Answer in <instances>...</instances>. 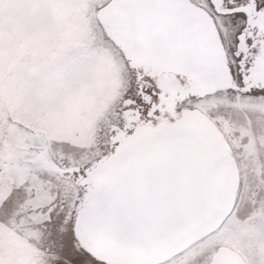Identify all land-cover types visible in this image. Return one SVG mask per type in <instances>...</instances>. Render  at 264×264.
<instances>
[{
	"label": "snow or ice",
	"instance_id": "1",
	"mask_svg": "<svg viewBox=\"0 0 264 264\" xmlns=\"http://www.w3.org/2000/svg\"><path fill=\"white\" fill-rule=\"evenodd\" d=\"M92 15L128 70L99 154L0 200V219L29 205L24 219L47 238L54 264H105L85 241L99 217L119 215L118 178L101 188L95 171L145 134L175 179L210 180L227 145L236 195L248 190L247 157L264 182V0H97Z\"/></svg>",
	"mask_w": 264,
	"mask_h": 264
},
{
	"label": "rangeland",
	"instance_id": "2",
	"mask_svg": "<svg viewBox=\"0 0 264 264\" xmlns=\"http://www.w3.org/2000/svg\"><path fill=\"white\" fill-rule=\"evenodd\" d=\"M96 2L0 0V200L49 171L36 161L45 147L64 167L99 154L128 70L101 37ZM256 167L254 156L242 162L248 190L218 230L163 264H206L224 241L242 250L246 264H264V182ZM28 207L0 219V264L55 262L42 231L24 219Z\"/></svg>",
	"mask_w": 264,
	"mask_h": 264
},
{
	"label": "water",
	"instance_id": "3",
	"mask_svg": "<svg viewBox=\"0 0 264 264\" xmlns=\"http://www.w3.org/2000/svg\"><path fill=\"white\" fill-rule=\"evenodd\" d=\"M45 162L57 171L64 168L51 159ZM95 178L101 188L118 178L119 215L99 217L100 226L91 229L85 241L105 264H160L171 259L218 230L236 195L227 145L210 180L175 179L148 134L139 142H126L121 157L98 166ZM241 261L234 250L220 247L211 264Z\"/></svg>",
	"mask_w": 264,
	"mask_h": 264
},
{
	"label": "flooded vegetation",
	"instance_id": "4",
	"mask_svg": "<svg viewBox=\"0 0 264 264\" xmlns=\"http://www.w3.org/2000/svg\"><path fill=\"white\" fill-rule=\"evenodd\" d=\"M217 231V230H216ZM215 231V232H216ZM222 247H226V248H228V249H231V250H234L236 253H238V251L237 250H240V249H237L236 247H235V245L234 244H231L229 241H224L223 243H222ZM219 249V248H218ZM218 249H214L213 251H212V253L209 255V257H208V261L206 262V264H211V260H212V256L215 254V252L218 250ZM241 251V253H243L242 252V250H240ZM238 255L240 256V258H241V262L242 263H240V264H246V262H247V256L243 253V256L244 257H242L239 253H238Z\"/></svg>",
	"mask_w": 264,
	"mask_h": 264
},
{
	"label": "bare ground",
	"instance_id": "5",
	"mask_svg": "<svg viewBox=\"0 0 264 264\" xmlns=\"http://www.w3.org/2000/svg\"><path fill=\"white\" fill-rule=\"evenodd\" d=\"M50 159H51V157L49 155L48 148L45 147V148H43L41 150V156H39L38 158H36V161H38L43 166V168H45L47 170H54L53 168L48 167L49 165L45 162V161H49Z\"/></svg>",
	"mask_w": 264,
	"mask_h": 264
},
{
	"label": "built area",
	"instance_id": "6",
	"mask_svg": "<svg viewBox=\"0 0 264 264\" xmlns=\"http://www.w3.org/2000/svg\"><path fill=\"white\" fill-rule=\"evenodd\" d=\"M213 233H214V232H213ZM213 233H212V234H213ZM237 251H238V253H239L242 257H244V256H243V253H241L240 250H237Z\"/></svg>",
	"mask_w": 264,
	"mask_h": 264
}]
</instances>
